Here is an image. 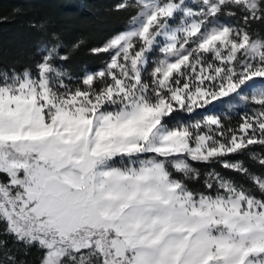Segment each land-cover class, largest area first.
Instances as JSON below:
<instances>
[{
    "label": "snow or ice",
    "instance_id": "6c2138e0",
    "mask_svg": "<svg viewBox=\"0 0 264 264\" xmlns=\"http://www.w3.org/2000/svg\"><path fill=\"white\" fill-rule=\"evenodd\" d=\"M110 11L128 18L87 48L103 67L58 65L88 41L61 54L51 32L0 68V264H264V171L228 159L264 169V0Z\"/></svg>",
    "mask_w": 264,
    "mask_h": 264
},
{
    "label": "trees",
    "instance_id": "16d2710c",
    "mask_svg": "<svg viewBox=\"0 0 264 264\" xmlns=\"http://www.w3.org/2000/svg\"><path fill=\"white\" fill-rule=\"evenodd\" d=\"M120 2L121 0H0V68L15 67L23 70L25 67H33L43 54L37 49L51 42V32L58 33L66 46L60 49L61 54L68 52L70 46L81 37L88 41L86 48L72 54L67 62H61L70 73L82 75L84 67L91 71L101 68L102 57L89 55L87 48L100 45L109 35L123 29L128 13L110 11ZM16 9L21 11L16 12ZM45 21L46 32L30 27L31 23ZM253 29L264 35V26L253 25ZM230 116L233 124L239 119L238 114ZM254 150L260 151L259 147ZM228 159H243L257 173L264 171L247 156ZM194 166L204 171L215 167L236 180L243 179L236 173L222 169L219 164ZM2 227L0 225V229ZM3 238L11 240V237ZM41 256L40 251L32 248L26 256L21 253L19 259L26 260L27 264H40Z\"/></svg>",
    "mask_w": 264,
    "mask_h": 264
},
{
    "label": "rangeland",
    "instance_id": "374dc122",
    "mask_svg": "<svg viewBox=\"0 0 264 264\" xmlns=\"http://www.w3.org/2000/svg\"><path fill=\"white\" fill-rule=\"evenodd\" d=\"M61 62H62V61H57V64H58V65H61ZM101 66L103 67V62L101 63ZM84 70H89V69H87L86 67H84V68H83V71H84ZM90 71H91V70H90ZM82 74H83V73H82ZM238 111H239V109H234L230 115H234V114L236 115V114L238 113ZM216 112L219 113V109H217ZM8 241H9V246H12V242H11V240H8Z\"/></svg>",
    "mask_w": 264,
    "mask_h": 264
}]
</instances>
